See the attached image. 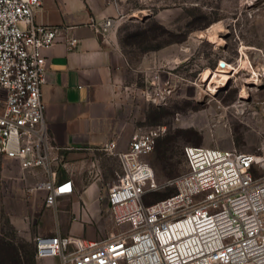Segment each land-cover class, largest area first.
I'll use <instances>...</instances> for the list:
<instances>
[{
	"label": "built area",
	"instance_id": "built-area-1",
	"mask_svg": "<svg viewBox=\"0 0 264 264\" xmlns=\"http://www.w3.org/2000/svg\"><path fill=\"white\" fill-rule=\"evenodd\" d=\"M42 1L0 0V156L22 169L48 171L43 50L61 29L35 23ZM90 25L105 36L115 19H91ZM75 43L68 39L70 46ZM165 130L164 125L138 129L127 149L116 153L119 169L106 182V201L117 232L93 240L37 235L34 256L57 257L60 264H264V145L255 152L186 145V170L156 185L145 157ZM104 148L112 152L113 145ZM166 187L174 192L142 202L148 190ZM28 190L42 191L44 205L55 208L72 184L49 176Z\"/></svg>",
	"mask_w": 264,
	"mask_h": 264
},
{
	"label": "rangeland",
	"instance_id": "rangeland-1",
	"mask_svg": "<svg viewBox=\"0 0 264 264\" xmlns=\"http://www.w3.org/2000/svg\"><path fill=\"white\" fill-rule=\"evenodd\" d=\"M113 1L120 12L113 28L127 60L135 64L145 57L152 63L137 77L138 85L146 84L149 92L138 108V117H143L138 128L166 127L145 157L154 169L155 184L186 170V145L259 151L264 145V0ZM215 26L216 40L207 36ZM246 59L254 71L241 63ZM214 70L230 77L220 89L210 91L209 80H204ZM154 76L158 78L150 84ZM257 78L258 84L251 82ZM1 161L0 156L3 264L7 248L2 242L28 253L34 250L46 207L39 191H29L30 184L4 173ZM173 192V187L148 190L142 202L150 204ZM100 220L112 232L119 230L113 222Z\"/></svg>",
	"mask_w": 264,
	"mask_h": 264
},
{
	"label": "crops",
	"instance_id": "crops-1",
	"mask_svg": "<svg viewBox=\"0 0 264 264\" xmlns=\"http://www.w3.org/2000/svg\"><path fill=\"white\" fill-rule=\"evenodd\" d=\"M119 15L113 0H43L34 13L35 23L61 29L55 43L43 50L47 73L41 98L48 171L22 169L15 160L2 159L1 166L25 185L49 176L72 184V192L60 196L55 208L45 206L36 236L57 233L93 240L112 233L106 223H99L102 218L112 222L106 182L119 169L116 153L125 151L131 135L140 129L143 117H138V108L147 85H138L137 77L152 66L145 57L130 63L114 28L104 36L90 25L91 19L108 17L116 22ZM68 39L76 43L70 46ZM111 143L112 152L105 150ZM37 260L60 264L57 257Z\"/></svg>",
	"mask_w": 264,
	"mask_h": 264
},
{
	"label": "bare ground",
	"instance_id": "bare-ground-1",
	"mask_svg": "<svg viewBox=\"0 0 264 264\" xmlns=\"http://www.w3.org/2000/svg\"><path fill=\"white\" fill-rule=\"evenodd\" d=\"M218 27L219 26L212 27V29L214 30L213 32H210L208 30L207 36L210 39L216 40V36H215L216 33H215V31H216V29ZM199 36H201V35H199ZM241 63L245 67H250L251 70L254 71L253 68L250 66V62H249L248 59H246L244 62H241ZM216 75H218V77ZM229 77H230V74H228V73H222V72H213V73H210L209 75H207L205 77V80H204L205 82H207L209 80V82L207 84V90L216 91V90L220 89V86L223 85V84H225L227 82V80L229 79ZM251 82H255V83L257 82V84H258V82H260V81H258V78H257L255 81H251ZM243 92H241V93H243Z\"/></svg>",
	"mask_w": 264,
	"mask_h": 264
},
{
	"label": "trees",
	"instance_id": "trees-1",
	"mask_svg": "<svg viewBox=\"0 0 264 264\" xmlns=\"http://www.w3.org/2000/svg\"><path fill=\"white\" fill-rule=\"evenodd\" d=\"M2 245L7 248L6 254L4 255L5 262H3V264H35L34 259L32 258L34 250L28 253L20 247L15 248L14 246H11L9 243L2 242ZM22 251L23 255L21 253Z\"/></svg>",
	"mask_w": 264,
	"mask_h": 264
}]
</instances>
